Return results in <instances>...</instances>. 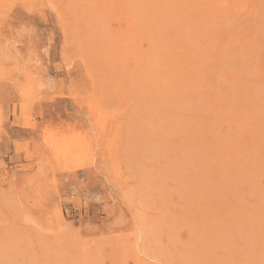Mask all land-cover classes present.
<instances>
[{
  "label": "rangeland",
  "instance_id": "374dc122",
  "mask_svg": "<svg viewBox=\"0 0 264 264\" xmlns=\"http://www.w3.org/2000/svg\"><path fill=\"white\" fill-rule=\"evenodd\" d=\"M97 1L0 0V264H264V0L216 11L194 44L216 135L212 97L155 98L115 0ZM201 138L246 146L233 183ZM210 194L236 212L203 226Z\"/></svg>",
  "mask_w": 264,
  "mask_h": 264
},
{
  "label": "bare ground",
  "instance_id": "6f19581e",
  "mask_svg": "<svg viewBox=\"0 0 264 264\" xmlns=\"http://www.w3.org/2000/svg\"><path fill=\"white\" fill-rule=\"evenodd\" d=\"M89 1H91V2L93 1V3H94V1L96 2L97 0H89ZM98 3H100V5L102 4L101 2L97 1V4ZM115 3H116V5L114 6L115 10L119 14V16L122 15L123 18L125 17V20L124 19L123 20L126 21V23L128 24V27L126 28V30H124L122 32V36L127 37L128 39H130L131 42L128 44V46H126L125 48L123 47V48L125 49V52L127 51V53L130 49H132V53H133V51H134V53H133V55H132V53H130V55L136 56L137 58H141V63H142L141 74L143 73V75H141V76H143L145 78L146 82L147 81L149 82L148 86L151 89L150 91H152V94L154 95V97L159 98L160 94L164 95L165 93H167L173 99L177 98V100L185 101L188 104H190L191 106L197 105V103L202 98L206 99V101L208 102V101H210V99L212 97L211 102L210 103L208 102L209 105H208V107H206L207 108V110H206V112H207L206 116L207 117L206 118L203 117L204 119H200L201 121H204L203 124H204L205 129H203V128H200V129H203V132H205L206 135L215 134V131L218 129V127H217V129L215 130V125H216L215 121L220 118V113H223V111L225 110V109L220 108V106H221L220 104H223L224 102H223L222 98L219 99L218 96H214V94L217 93V91L214 88H213V95L211 93H209L208 90L203 91L200 89L201 84L198 82V80L204 79L203 75L205 74L204 72H202V73H200V72L204 66L210 65V63H209L210 61L207 62V60H208L207 58H211V57H209L210 55H207L208 54V51H207L206 53L203 52L202 58L201 57L196 58L197 51L194 52L195 51L194 44L197 43L198 40H200L202 38L203 31L205 30V27L212 29L211 24L207 25V23L209 21V16L213 15L216 11H219V10H227V11L231 10L233 8L232 6L234 5V0H115ZM87 4H88V2H87ZM94 6H95V4H94ZM100 8H102V7H100ZM100 8H97V9H100ZM123 8H125V9H123ZM213 10H215V11H213ZM100 11H101V9H100ZM92 14H93V12H92ZM117 20L119 22L120 19H117ZM214 27H215V25H214ZM140 29H144L146 31L144 37H143V35H141L142 31H140ZM87 32H88V30H87ZM87 32H85V33H87ZM108 37L110 39L108 41H106ZM104 38H106L105 39L106 42L100 40L101 44L103 43L102 45H104V46H105V43L110 44L109 41L112 39L111 35L110 36L106 35V36H104ZM142 39H144L147 42V49L145 51H141L137 47V43L140 42ZM95 40L97 41V44L99 45V43H98L99 40H97L96 38H95ZM92 42H91V45H93ZM110 42L113 43L112 40ZM88 43H89V40H88L87 44ZM93 43H95V42H93ZM121 43H123V42H120V45H121ZM211 45H212L211 42L208 43L207 49H204V50H210L211 51V48H210ZM217 45L218 44H216V46ZM104 46H102V47L104 48ZM109 46L110 45H108V47ZM228 46H229V44H228ZM109 48L107 51H110ZM123 48H121V46H120V48L118 47V50L115 51V53L117 52V55L113 54V56H112L113 60L110 57L108 59H111L112 63L114 61V63L115 64L117 63V65H118L119 63L116 61V59L121 58V60H123L122 59L124 57V55H123L124 49ZM111 49H113V48H111ZM100 50L102 51V49H100ZM215 50H216V48H215ZM107 51L105 53H107ZM125 52H124V54H127ZM102 53H103V51H102ZM110 53L112 54V52H110ZM113 53H114V51H113ZM108 54H109V52H108ZM127 55H125L126 58H127ZM114 56L116 57L115 60H114ZM107 57H105L106 60H107ZM117 57H119V58H117ZM103 58H104V56H103ZM105 58L103 59L104 62H105ZM93 59L95 60V57ZM186 59H187V61H186ZM121 60H119V61H121ZM123 62L121 61L122 64H123ZM196 62H198V64L201 66L198 67L197 66L198 64ZM103 64L100 63L98 66L102 67ZM137 64H139V63H137ZM108 66H110V65H108ZM108 66L104 65L103 67H108ZM118 67L120 68L119 65H118ZM118 67H116V68L119 69ZM110 68H111V66H110ZM113 68H114V66H113ZM99 69H101V68H99ZM120 69H122V67ZM103 70H105V68H103ZM109 71H111V70H109ZM105 72H106V70H105ZM113 72L115 73L116 71L113 70ZM107 73H109V72H107ZM120 73H122V72H120ZM141 83H143V82H141ZM211 83L212 82H208L206 84V86L207 85L210 86ZM111 87H112V85H111ZM100 112H101V110H100ZM101 115H103V114H101ZM101 117L99 116V120ZM104 117H106V116H104ZM109 118H110V116H109ZM103 119L104 118L102 117V120ZM105 120H108V119L106 118ZM251 122H253V121H251ZM102 124H104V122H102ZM263 128H264V125H263ZM220 130H218V131H220ZM236 130H237V127H236ZM200 132H202V131H200ZM245 134H243V135H245ZM200 136H201V134H200ZM200 140H201V142H204V144H203V147H205L204 150L208 151V150H211L213 147L216 146L218 148V150H220L221 155H223L226 158L225 159L222 156V158H220L219 165H217V167H222L220 169V172H219V173H222V175H221V177L217 178V183H219V182L220 183H224V182H226V183L232 182L233 183V180L236 179V177L234 176V172L231 171L230 165H231V163H233L235 161H236V163H240L241 158L239 156L243 152L246 153V151H247L246 146H244V144L238 145L237 142L233 143L232 141H230L226 138H219L215 141H211L213 143H210V144L205 143L204 139H202V138ZM186 147H188V146H186ZM241 149H243V150L241 151ZM228 153H230V154L227 155ZM207 156L209 159H211L210 155H207ZM224 161L226 162V164H223ZM209 162H210L211 170H214L216 167L213 169L211 166L212 161L209 160ZM199 164H201V163H199ZM201 165H203V164H201ZM248 172H250V170H248ZM248 172H246V174H245L246 175L245 179H246V181L249 180V182L247 184L250 185L251 184V178L248 175ZM213 184L214 183H211L209 185V187L212 186ZM212 187H210V188L212 189ZM201 205H202V213H200V214H203V219H204L203 220V222H204L203 226H210L213 223L217 222L219 220V217L221 215H224L226 212L227 213L236 212V210H234L232 207L227 208L224 205L221 207H215V205L213 204V201H212V194H210L209 199L204 200L201 203ZM261 213H262V211H261ZM241 214H243V212H241ZM261 223H262V221H261ZM144 238L146 239V237H144ZM253 242H255V241H253ZM146 244H147V241H144L143 246L146 247ZM262 258H264V257H262ZM257 262H259V261H257Z\"/></svg>",
  "mask_w": 264,
  "mask_h": 264
}]
</instances>
